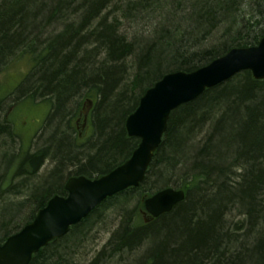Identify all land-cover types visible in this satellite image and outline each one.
<instances>
[{"label":"trees","instance_id":"trees-1","mask_svg":"<svg viewBox=\"0 0 264 264\" xmlns=\"http://www.w3.org/2000/svg\"><path fill=\"white\" fill-rule=\"evenodd\" d=\"M112 6L130 21L150 20L152 34L128 38L110 20ZM262 37L264 0H0V244L53 193L66 194L67 176L98 177L131 157L139 139L126 120L164 73L198 69ZM26 102L49 107L45 126L58 138L11 151L3 137L20 138L14 116ZM69 124L91 131L77 144ZM50 158L57 164L39 174ZM18 177L23 184L13 186ZM19 187L29 193L11 199ZM165 187L183 189L185 200L147 220L126 209L108 244L82 264H108L145 244L135 264H264V79L245 70L174 109L140 185L106 199L30 264H73L106 208L135 202L144 210ZM131 214L139 215L133 225Z\"/></svg>","mask_w":264,"mask_h":264},{"label":"water","instance_id":"water-1","mask_svg":"<svg viewBox=\"0 0 264 264\" xmlns=\"http://www.w3.org/2000/svg\"><path fill=\"white\" fill-rule=\"evenodd\" d=\"M245 70L251 71L255 79H264V37L258 45L232 48L191 73L176 71L156 81L126 120L128 135L140 140L131 157L99 177L69 178L66 195L50 198L31 222L0 244V264H30L35 253L66 235L108 197L139 186L162 142L171 112ZM185 198L183 189L166 187L147 197L144 205L151 216L159 217Z\"/></svg>","mask_w":264,"mask_h":264},{"label":"rangeland","instance_id":"rangeland-1","mask_svg":"<svg viewBox=\"0 0 264 264\" xmlns=\"http://www.w3.org/2000/svg\"><path fill=\"white\" fill-rule=\"evenodd\" d=\"M151 26V21L150 20H141L140 24L136 27L138 28L137 30H135L134 28L131 27H125L124 29H128L131 28L132 31H134L135 34H137L138 36L141 37H146L148 34H152L151 30L148 29V27ZM134 27V25L132 26ZM122 30V29H121ZM125 31V30H124ZM130 35V34H129ZM131 37V36H130ZM130 64V63H129ZM23 64H17L15 66H13L10 70L3 72V74L1 75V80L5 79H10L11 77L14 78V76L16 75V70L18 71L17 67H22ZM11 71V73H9ZM13 83V82H11ZM49 112V107L46 106L45 104H40V105H36L32 102H26L22 107L21 110H19V113H16L14 116L15 119V124H16V129L19 132L20 136H21V146L19 145V141H15L12 139H9V137H3V139L7 140L8 142V149L11 151H17L18 148L22 147L25 151L29 150L30 152H33L35 150H37V148L39 147L38 145H49L53 142H55V140H57V138L52 139L51 133H53V127L54 125H52L51 127H47L45 126V115L46 113ZM84 113V109H81L80 112V116L82 118V115ZM91 116V115H90ZM77 117H75L76 119ZM75 119L71 120L72 125L74 126L75 123ZM89 122H90V118H89ZM80 123V120H79ZM76 132L77 134H82L83 137L87 134L90 133L91 131V125L89 124V127H82L81 125H79L77 128ZM1 143V153L2 150L4 149L3 146V142L0 141ZM54 144V143H53ZM3 158H1L2 161ZM2 162L0 164V176H1V168H2ZM57 164V163H53L52 159H48L45 161V164L42 166L39 174L41 173L42 175L46 174L47 172L51 171L52 167ZM22 178L18 177L12 180L11 184L14 185H21L23 184V182H21ZM21 182V183H20ZM37 179H31V181L29 180L27 182V185L32 187L33 183H36ZM11 185H9L10 187ZM22 187V186H20ZM17 189L13 192H10L11 194H9V197L11 199H21L24 198L29 191H25L27 190L24 188ZM125 208L121 209V207H119L118 205L116 206H112L109 208H106L99 219L95 220V223L93 224V229L90 230L87 234V236L84 238L83 243L80 244V247L78 248V252L77 254H75V258H76V262H74L73 264H82L84 263V261H87L86 263H88L89 260H91L96 254L97 252L101 251L102 248L104 246H106L108 244L109 239L111 238V235L113 234L112 232L121 224L125 214L128 211L133 210L134 208L139 209L140 211H142V215L144 217L145 220L148 219V214L145 212V210H143L141 208V206L139 205V203H135L132 202L130 204H124L123 206ZM126 209L128 211H126ZM124 210V211H122ZM26 213L30 212V209L26 210ZM25 216V215H24ZM23 216V217H24ZM139 215L136 216V218L139 219L138 217ZM22 217H15L12 218L11 221L14 223H20ZM136 219V220H138ZM13 223V224H14ZM150 245V244H149ZM149 245L145 244L142 245L140 247H138L136 250H134L131 253H127L124 252L116 257H114V260L111 259L108 264H112L113 262L115 263L116 261L119 262V264H135L136 261L138 260V258L142 257V255L147 251ZM106 264V262L104 263Z\"/></svg>","mask_w":264,"mask_h":264},{"label":"bare ground","instance_id":"bare-ground-1","mask_svg":"<svg viewBox=\"0 0 264 264\" xmlns=\"http://www.w3.org/2000/svg\"><path fill=\"white\" fill-rule=\"evenodd\" d=\"M110 14H109V18H110V20H112L113 22H115L116 24H119L120 25V32H122V33H125L126 35H128V38H132L134 35H135V33H134V31H132L131 30V28H134L135 30H137L138 28L135 26V24H137L139 21H141V19L140 20H137L136 22H133V21H130L129 19H128V16H125L124 15V13L122 12V11H119V9L116 7V6H112L111 8H110ZM134 25V27H132ZM137 26H138V24H137ZM125 27H131V28H128V29H124ZM122 29V30H121ZM125 30V31H124ZM130 34V35H129ZM131 36V37H130ZM135 36H137V34L135 35ZM263 38V37H262ZM261 38V39H262ZM260 39V40H261ZM260 40H259V42H260ZM259 42L257 43V44H255V45H258L259 44ZM255 45H253V46H255ZM247 47H251V45L250 46H247ZM233 48H236V47H233ZM239 48V47H238ZM232 49V48H231ZM231 49H229L228 51H230ZM226 54V53H225ZM221 56H223V55H221ZM221 56H219V57H221ZM218 58V57H217ZM216 59V58H215ZM214 60V59H213ZM203 67V66H202ZM201 68V67H200ZM196 70V69H195ZM195 70H192V71H185V72H193V71H195ZM176 71H180V70H175V71H168V72H166V73H164V75L163 76H165L166 74H169V73H173V72H176ZM251 72V71H250ZM163 76H162V78H163ZM235 76V75H234ZM252 76H253V74H252ZM254 77V76H253ZM219 85V84H218ZM217 86V85H216ZM215 87V86H214ZM146 92V91H145ZM145 94V93H144ZM143 94V95H144ZM142 95V96H143ZM141 96V97H142ZM200 96V94L197 96V97H199ZM197 97H195L194 99H196ZM141 99V98H140ZM193 99V100H194ZM139 103H140V101H139ZM138 106H139V104H138ZM69 129V131L70 132H72V135L74 136V139H75V142L77 143V144H80L81 142H83L84 140H83V135L82 134H77V132L73 129V127H72V125L71 124H69V127L67 128V130ZM127 130V129H126ZM128 133V132H127ZM19 141V142H18ZM17 142L19 143V145L21 146V136H20V138L17 140ZM36 151V150H35ZM34 151V152H35ZM73 176H75V175H69V176H67L66 178H65V183H64V187L66 186V183H67V181L69 180V178H71V177H73ZM65 190H66V188H65ZM66 194H67V191H66ZM65 194V195H66ZM55 195H61L60 193H53L52 195H51V198L53 197V196H55ZM112 207V206H111ZM136 220H135V218H134V214L132 215L131 214V220H130V224L131 225H133V224H135L136 222H135Z\"/></svg>","mask_w":264,"mask_h":264}]
</instances>
